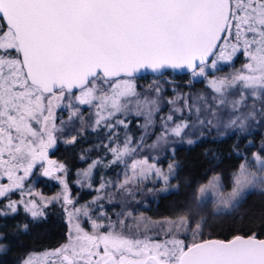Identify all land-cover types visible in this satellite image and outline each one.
I'll return each mask as SVG.
<instances>
[{"label": "snow or ice", "instance_id": "1", "mask_svg": "<svg viewBox=\"0 0 264 264\" xmlns=\"http://www.w3.org/2000/svg\"><path fill=\"white\" fill-rule=\"evenodd\" d=\"M213 133L246 141L228 184L213 175L148 215L145 193L178 194L175 146ZM90 137L80 159L99 155L75 183L94 195L80 203L49 152ZM41 178L61 191H35ZM252 193L264 197V0H0V264H264V217L220 238L202 214L231 215ZM56 205L63 240L17 248Z\"/></svg>", "mask_w": 264, "mask_h": 264}, {"label": "trees", "instance_id": "2", "mask_svg": "<svg viewBox=\"0 0 264 264\" xmlns=\"http://www.w3.org/2000/svg\"><path fill=\"white\" fill-rule=\"evenodd\" d=\"M152 77L149 75L146 80L139 81L140 84L148 83ZM187 77L185 75L175 76L174 83L179 85V91L186 90L184 85ZM195 89L199 90L203 86L199 83L195 84ZM166 95H171L169 92ZM136 127L133 126L132 131L136 133ZM137 134V133H136ZM95 143L93 138L82 145H77L75 150L66 147L63 144H57L51 153V157L61 163H64L68 169V181L71 194L74 198H78L80 203L91 198L94 193L87 189H82L75 183L77 172L87 167L92 159L98 157L97 152L88 153L89 159H80L81 150L87 149ZM257 143L259 140L257 139ZM239 144V151H243L246 147V141L237 135H228L224 137H208L202 141H198L194 145L186 143L177 144L175 146V157L181 163L182 168L179 171L178 178L173 184H178V194H162L155 197L145 193L147 200H152L151 204L145 203V207L150 211L147 213L150 216H162L170 213L173 209L179 208L186 200H190L195 195L196 188L206 183L213 175L219 174L223 178L225 185L228 184L230 173L236 168L240 162L235 154L234 146ZM254 151L255 149H251ZM172 157L163 156L161 165H166V161L171 162ZM106 173L109 177H114L115 172L111 169L97 168L94 170V175L97 179L101 173ZM42 178L35 182L36 186H40L42 191L52 193L58 187L57 183L41 182ZM48 182V181H47ZM190 185V186H189ZM214 205L208 203L202 211V214L207 216L210 224L215 228V233L224 238L237 232L247 231L254 225L259 226L264 217V197L258 193H252L247 197L245 202L234 211L231 215H213ZM48 219L34 224L29 233L18 237L19 243L17 248L29 249L32 251H43L47 248L55 246L64 238L66 225L64 216L61 213L60 206L56 205L50 208ZM13 221H9V227ZM257 227V231H259ZM15 253L8 254L4 257L5 264H13Z\"/></svg>", "mask_w": 264, "mask_h": 264}, {"label": "rangeland", "instance_id": "3", "mask_svg": "<svg viewBox=\"0 0 264 264\" xmlns=\"http://www.w3.org/2000/svg\"><path fill=\"white\" fill-rule=\"evenodd\" d=\"M201 85V84H200ZM201 86H203V85H201ZM167 88H169V92L171 93V86L169 85V86H166ZM165 111H167V108L165 109ZM136 133H137V135L139 134V129H136ZM210 137H216V135H215V133H213L212 134V136H210ZM218 137V136H217ZM194 139H195V137H193ZM178 144H181V143H178ZM54 149H52L50 152H49V155H50V157H51V153H52V151H53ZM52 158V157H51ZM161 158H163V156L161 157ZM52 159H54V160H56L55 158H52ZM58 161V160H57ZM161 161V160H160ZM59 162V161H58ZM167 163H169V161H166V165H167ZM160 165H161V162H160ZM166 165L164 166V165H161L162 167H164L165 169H166ZM48 181V182H47ZM53 182V183H57L58 184V182H56V181H53V180H49V179H47V178H42V181L41 182H43V183H49V182ZM34 188H35V191H37V192H40L41 194H43L44 196H46V197H50V196H52V195H55L56 193H58V192H60L61 191V186L58 184V187H56L55 188V191L54 192H52V193H46L45 191H42L41 190V187L40 186H36V184L34 183ZM39 252H41V251H37V253H39Z\"/></svg>", "mask_w": 264, "mask_h": 264}, {"label": "water", "instance_id": "4", "mask_svg": "<svg viewBox=\"0 0 264 264\" xmlns=\"http://www.w3.org/2000/svg\"><path fill=\"white\" fill-rule=\"evenodd\" d=\"M178 76L184 75V74H177Z\"/></svg>", "mask_w": 264, "mask_h": 264}]
</instances>
